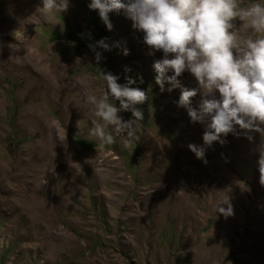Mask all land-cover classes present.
I'll return each instance as SVG.
<instances>
[{
    "label": "rangeland",
    "instance_id": "obj_1",
    "mask_svg": "<svg viewBox=\"0 0 264 264\" xmlns=\"http://www.w3.org/2000/svg\"><path fill=\"white\" fill-rule=\"evenodd\" d=\"M89 3L45 17L42 0H0V264H264V135L229 134L196 158L187 145L203 144L205 125L178 105L180 88L156 84L163 53L149 54L123 11L109 31ZM102 38L112 47L97 62L89 45ZM102 72L148 96L135 137L111 145L89 134L103 123L86 99L106 92ZM179 80L198 89L187 71Z\"/></svg>",
    "mask_w": 264,
    "mask_h": 264
},
{
    "label": "clouds",
    "instance_id": "obj_2",
    "mask_svg": "<svg viewBox=\"0 0 264 264\" xmlns=\"http://www.w3.org/2000/svg\"><path fill=\"white\" fill-rule=\"evenodd\" d=\"M42 5L39 9L47 17L67 11L68 0H42ZM88 8L98 10L109 31L113 28L109 13L123 11L133 21V27L143 33L149 54L163 53L153 64L156 84L161 92L165 82L170 84L169 92L180 88L178 105L187 109L192 122L205 125L203 144L187 145L196 158L207 163L206 149L213 142L223 144L229 134L250 142L254 140L253 133L264 135V4L240 7L238 0H90ZM237 19L255 35L241 37L234 31ZM106 39L89 45L97 62L102 58L97 47L111 50ZM122 51L128 55L126 47ZM186 71L195 78L201 93L198 107L192 106L198 89L180 83ZM102 79L106 84L102 97L86 94L94 106V116L103 122L93 120L89 134L107 145L121 134L135 137L144 119L138 105L148 99L146 91L131 87L135 81L128 77L127 83H119V76L111 72H102ZM109 97L116 103L109 102ZM122 112L131 113V117L124 119ZM107 126H112V133L105 131ZM257 164L259 183L264 187V147L258 149ZM216 211L225 218L233 215L227 195Z\"/></svg>",
    "mask_w": 264,
    "mask_h": 264
}]
</instances>
